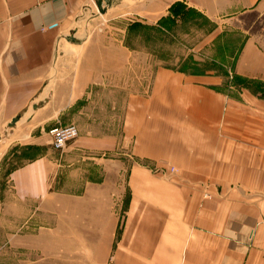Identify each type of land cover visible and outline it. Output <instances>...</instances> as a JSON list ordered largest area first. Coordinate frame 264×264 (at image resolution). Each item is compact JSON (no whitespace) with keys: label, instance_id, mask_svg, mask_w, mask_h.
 <instances>
[{"label":"crops","instance_id":"0c3cea01","mask_svg":"<svg viewBox=\"0 0 264 264\" xmlns=\"http://www.w3.org/2000/svg\"><path fill=\"white\" fill-rule=\"evenodd\" d=\"M111 1L118 10L123 9L120 4L130 11L136 3L144 4L149 16L175 1L211 19L264 11V0ZM102 3L0 0V131L9 124L27 127L21 146L53 149L48 130L66 125L70 115L65 111L76 103L64 105L63 96L109 91L110 66L102 55L98 60L104 68L101 63L85 64L91 61L88 53L77 58L85 69H102L96 81L72 75L65 82L56 73V64L77 62L71 52L76 41L90 39L84 31V11L104 9ZM242 46L236 70L249 78V91L229 95L211 88L221 81L218 76L186 75L159 66L150 98H123L122 107L130 109L122 134H114L110 119L97 130L76 121L78 135L64 151L66 157L85 161L77 204L88 210L94 206L95 216L101 206L106 214L98 225L102 237H110L117 227L111 205L123 199L111 157L117 148H127L130 140L135 160L176 169L158 177L147 167H132L118 242L122 251L113 264H264V92L257 89L264 88V42L246 34ZM1 155L0 150V160ZM102 155L106 157L97 158ZM92 159H97V167ZM58 161L61 158L44 151L12 168L6 183L13 201L30 204L52 194ZM87 161L92 168L84 172Z\"/></svg>","mask_w":264,"mask_h":264},{"label":"rangeland","instance_id":"374dc122","mask_svg":"<svg viewBox=\"0 0 264 264\" xmlns=\"http://www.w3.org/2000/svg\"><path fill=\"white\" fill-rule=\"evenodd\" d=\"M87 3L92 6L89 1ZM114 5L115 1L103 0L101 6L104 9L90 7L84 11L83 26L87 25L84 31L88 32L90 39L83 40L84 44L76 41L77 46L71 52L75 53L77 62L56 64L57 77L65 82L72 75L79 78L92 76L93 81L99 79L97 76L102 69L95 70L94 67L104 62L98 60V54L106 57L105 64L110 66L109 91L62 97L63 104L76 101L74 109L65 111L70 115L66 125H77L76 121H79L84 128L97 130L103 127L104 120L107 122L110 119L114 134H122V122L130 109V106L122 107L123 98L126 96L128 99L131 95L150 98L154 69L159 66L186 75L218 76L221 81L216 87L211 85V88L229 95L250 90L249 78L242 77L236 70V59L246 41V34L264 42V11L211 19L179 1L171 3L165 11L159 9L150 16L141 3H136L138 7L133 11L128 7L124 9L122 4L123 9L118 10V6ZM84 53L91 55V61L85 60L84 63L94 67L85 69L82 62H78V55ZM123 71V75L119 74ZM257 89L264 92L261 86ZM106 104L110 107L107 108ZM143 107L147 113V105ZM25 124L28 126L30 122ZM27 131V127L19 124H9L0 131L3 156L0 160V264H113L116 255L122 251L118 242L123 209L129 194L127 180L130 172L138 165L147 167L151 174L159 177L166 176V172L173 174L176 169L172 166L149 167L135 160L130 151V140L127 148L121 151L117 148L111 157L116 161L115 177L118 188H122L118 194L123 195V199L111 205L117 227L110 237H102L98 235L102 232L98 225L102 224L106 214L100 211L101 206H98L99 212L95 216L94 206H89L88 210L77 204L78 184L83 186L80 165L85 161L80 156L66 157L64 150L72 142L58 151L48 145L21 146L23 134ZM44 151L61 158L56 165L57 174L52 178L53 193L43 201L15 203L6 183L9 171ZM92 163L97 167V159H92ZM86 164L84 172L92 168L89 161ZM105 239L109 241L108 249L104 250Z\"/></svg>","mask_w":264,"mask_h":264},{"label":"built area","instance_id":"2783aa9c","mask_svg":"<svg viewBox=\"0 0 264 264\" xmlns=\"http://www.w3.org/2000/svg\"><path fill=\"white\" fill-rule=\"evenodd\" d=\"M78 130L76 125H57L48 130L51 147L58 151L63 149L66 144L72 142L77 136ZM171 170H173L171 168Z\"/></svg>","mask_w":264,"mask_h":264}]
</instances>
